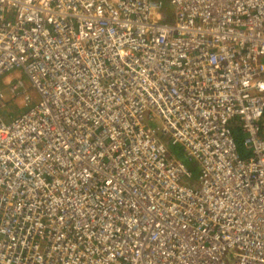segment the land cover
<instances>
[{
  "label": "built area",
  "instance_id": "1",
  "mask_svg": "<svg viewBox=\"0 0 264 264\" xmlns=\"http://www.w3.org/2000/svg\"><path fill=\"white\" fill-rule=\"evenodd\" d=\"M16 67L0 264H264V0H0Z\"/></svg>",
  "mask_w": 264,
  "mask_h": 264
},
{
  "label": "rangeland",
  "instance_id": "2",
  "mask_svg": "<svg viewBox=\"0 0 264 264\" xmlns=\"http://www.w3.org/2000/svg\"><path fill=\"white\" fill-rule=\"evenodd\" d=\"M169 13H172V10H170ZM18 79L24 80V84L26 85L28 93L32 96V98L34 99L36 103H38L41 100L38 90L34 88V86L32 85V82L30 81L29 77L26 75V73L24 72L22 68L16 67L12 69L11 71L5 73L2 77H0V88L5 94V98H4L5 103L0 104V113L7 120H10L18 116L23 109L22 96L16 97L10 90L9 81L14 82ZM175 158H178L184 161L187 165L192 167L189 164L190 161L187 159L186 154H184L183 152H181L180 156L175 157Z\"/></svg>",
  "mask_w": 264,
  "mask_h": 264
},
{
  "label": "trees",
  "instance_id": "3",
  "mask_svg": "<svg viewBox=\"0 0 264 264\" xmlns=\"http://www.w3.org/2000/svg\"><path fill=\"white\" fill-rule=\"evenodd\" d=\"M3 104V103H2ZM235 136H236V139H237V143H238V148H239V150H240V152H241V154L243 155V152H244V146H243V141H242V138H243V136H242V134L241 133H236L235 134ZM170 152L173 154V155H175V156H180L181 155V152H183L182 151V149L181 148H179V147H170ZM184 153V152H183ZM192 167V173H193V176H192V178H190L191 180H197V177H198V168H197V166L194 164V162H190L189 163Z\"/></svg>",
  "mask_w": 264,
  "mask_h": 264
},
{
  "label": "clouds",
  "instance_id": "4",
  "mask_svg": "<svg viewBox=\"0 0 264 264\" xmlns=\"http://www.w3.org/2000/svg\"><path fill=\"white\" fill-rule=\"evenodd\" d=\"M187 165V164H186ZM189 168H190V170H192V168L189 166V165H187Z\"/></svg>",
  "mask_w": 264,
  "mask_h": 264
}]
</instances>
